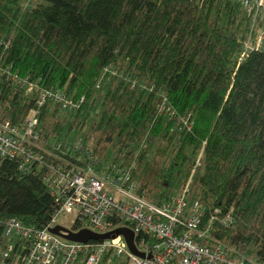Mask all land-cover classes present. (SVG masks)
I'll return each instance as SVG.
<instances>
[{
    "label": "trees",
    "instance_id": "obj_1",
    "mask_svg": "<svg viewBox=\"0 0 264 264\" xmlns=\"http://www.w3.org/2000/svg\"><path fill=\"white\" fill-rule=\"evenodd\" d=\"M253 23V13L232 0H0V66L84 98L71 123L47 103L42 134L55 141L76 130L73 138L101 159L136 162L134 178L157 200L186 185L203 150L193 194L208 215L233 210L234 217L212 236L264 264V46L241 59ZM110 65L156 91L121 80L98 91ZM160 91L175 118L161 114ZM0 102L2 118L17 124L38 95L1 76ZM185 115L194 120L191 131L177 124ZM44 174H24L0 158V253L8 220L37 229L50 223L56 202ZM0 263L12 264L13 256Z\"/></svg>",
    "mask_w": 264,
    "mask_h": 264
},
{
    "label": "built area",
    "instance_id": "obj_2",
    "mask_svg": "<svg viewBox=\"0 0 264 264\" xmlns=\"http://www.w3.org/2000/svg\"><path fill=\"white\" fill-rule=\"evenodd\" d=\"M232 1L253 13L255 29L257 18L264 14V0ZM254 35L246 42L241 59L263 49L264 26L257 40ZM12 70L0 66V77L20 86L27 96L37 94L38 102L30 115L17 124L2 118L0 102V158L16 161L24 174L45 172L43 179L56 206L50 223L42 229L26 226L15 218L7 221L5 236L9 242L0 253L3 262L13 256L12 264H257L212 236L216 224L230 226L234 217L233 210L208 215L193 194V178L203 150L186 185L169 198L157 200L134 178L136 162L121 166L101 159L81 138L52 141L44 136L40 128L41 109L47 103L75 112L84 98L76 101L60 88H42L39 81L20 77ZM113 80H121L143 92L156 91L155 85L137 79L118 65L103 70L97 90ZM160 94L161 114L175 118L167 106L165 93ZM177 121L187 131L192 130L191 115L179 116ZM182 129L179 127V133ZM63 214L72 216L70 227L61 224ZM76 225L79 229L74 231L89 229L98 234L128 228L135 234L136 247L145 257L133 254L123 236L103 242L76 243L51 232L56 226L73 230ZM108 255L111 257L106 259Z\"/></svg>",
    "mask_w": 264,
    "mask_h": 264
},
{
    "label": "water",
    "instance_id": "obj_3",
    "mask_svg": "<svg viewBox=\"0 0 264 264\" xmlns=\"http://www.w3.org/2000/svg\"><path fill=\"white\" fill-rule=\"evenodd\" d=\"M51 232L67 241L76 243H87L90 241L103 242L105 240H112L119 236H123L133 254L141 258L145 257V255L141 253L136 247L135 234L128 228H119L106 234H98L89 229L74 231L63 226H56L51 229Z\"/></svg>",
    "mask_w": 264,
    "mask_h": 264
},
{
    "label": "rangeland",
    "instance_id": "obj_4",
    "mask_svg": "<svg viewBox=\"0 0 264 264\" xmlns=\"http://www.w3.org/2000/svg\"><path fill=\"white\" fill-rule=\"evenodd\" d=\"M262 18H264V14H263V17ZM260 27H262V25H260L259 26V28L257 27L255 30V35H254V39H256L257 40V37L259 36V34H260ZM73 113L74 112H69V111H67V110H64V109H62L61 110V112H60V115H62L64 118H67L68 120H69V123H71V121H72V119H73ZM91 122L92 121H90L89 123H88V126L91 124ZM87 126V127H88ZM77 131L76 130H74L73 132H72V134H70V138H73L74 136H76L77 134ZM174 188H176V189H178V186L177 185H175L174 186ZM178 192V190H175L174 191V194H176ZM154 198H155V196H154ZM71 218H72V216L71 215H66V214H63L62 216H61V224H63V225H65V226H67V227H70L71 226ZM111 256H108V258H110ZM1 264V263H0Z\"/></svg>",
    "mask_w": 264,
    "mask_h": 264
}]
</instances>
